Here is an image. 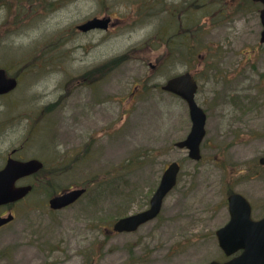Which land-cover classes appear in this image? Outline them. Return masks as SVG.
I'll use <instances>...</instances> for the list:
<instances>
[{"label": "rangeland", "instance_id": "1", "mask_svg": "<svg viewBox=\"0 0 264 264\" xmlns=\"http://www.w3.org/2000/svg\"><path fill=\"white\" fill-rule=\"evenodd\" d=\"M239 1L0 0V68L18 79L17 88L0 97V168L10 153L39 159L51 183L40 177L20 182L37 190L15 206L16 220L0 231V252H8L0 264H84L82 252L98 247L95 264L225 259L215 232L229 219L228 195L263 201L264 168L257 160L264 139L221 138L233 122L217 120L209 100L223 95L200 78L206 62L200 57L209 52L210 62L232 63L248 51L264 67L260 4ZM108 17L106 31L77 29ZM196 22L198 37L187 36L184 27L193 30ZM186 71L199 72L196 101L209 116L199 161L175 145L191 127L187 105L161 88ZM171 162L181 169L160 215L134 233L105 235L118 218L147 207ZM90 181L75 204L48 210L47 193Z\"/></svg>", "mask_w": 264, "mask_h": 264}, {"label": "water", "instance_id": "2", "mask_svg": "<svg viewBox=\"0 0 264 264\" xmlns=\"http://www.w3.org/2000/svg\"><path fill=\"white\" fill-rule=\"evenodd\" d=\"M262 3L260 20L263 26L261 39L264 41V0H255ZM110 18H93L78 26L81 32L92 30H107ZM17 85L14 78L6 77L5 71L0 69V95L13 90ZM162 90L173 93L182 98L188 105L192 121L190 133L185 140L176 143L178 148L188 150L190 159L198 161L201 158L200 144L205 135V114L196 104L194 96L197 90L195 81L190 74H184L169 79ZM264 163V160H262ZM43 164L38 160L26 162L9 158L5 167L0 170V205L14 202L24 197L29 187H16L15 182L27 175H31L40 169ZM179 164L172 162L163 173L160 184L150 201L147 211L119 219L113 226L115 232H133L149 220L154 219L162 205L167 193L175 186ZM84 189H74L54 197L51 207L60 209L74 203L83 193ZM229 222L216 231L218 244L227 257H232L225 262L212 261L209 264H264V218L260 221H252L250 207L247 201L240 195H232L229 200ZM11 218L0 219V226ZM238 250L241 253L235 255Z\"/></svg>", "mask_w": 264, "mask_h": 264}, {"label": "flooded vegetation", "instance_id": "3", "mask_svg": "<svg viewBox=\"0 0 264 264\" xmlns=\"http://www.w3.org/2000/svg\"><path fill=\"white\" fill-rule=\"evenodd\" d=\"M259 44H260L259 46L264 47V41H262L261 37L259 38ZM208 54L209 56L207 57L205 56L206 53L204 52V54L200 57V58H203L202 59L203 61L204 59H206L204 66L201 68L202 71H200V78L202 80H205L206 86H214V89L216 88L217 91L221 92L220 95H223V98L220 100H216V101L212 100L215 96L211 97L209 100V102L214 105V110L218 113V115L216 116L217 120H219L220 124L222 125H224L225 120H231V122H233L231 128L225 129L224 131L220 133L222 135L221 138H230L232 140L248 141V142L255 141V140H263L264 139V67L259 64V61H255L257 59H253L254 55L248 51L246 52L242 51L241 56H243V58L240 59L238 58L239 55H237L236 58H233L232 63L223 61L224 59H221L220 57L219 59L218 57L216 58L221 61H211L210 62L209 59L212 57V53L208 52ZM215 54L217 53H213V55ZM260 57L264 58V53L263 54L260 53ZM198 73L199 72L197 71L192 72V77L195 79V81L197 82L199 86V82L196 79L197 78L196 74ZM208 94H211V93L208 92ZM196 96H197V93L195 95V98ZM202 109L205 113V118H206L205 119V136H206V123H207V119L209 116H208V112L206 111V109L204 108ZM263 158H264V151L262 152V155L257 160L259 166L264 168V165H262ZM257 162L251 164L250 167L252 166L251 168H253L257 166ZM43 167H44V164H43ZM42 171H43V168L40 171H37L31 175H28L16 181L15 186L20 187V188L29 187V190L27 192V195L24 196L22 199L15 201V202L7 203L4 205H0V219L11 218L8 222L0 226V231L3 228L9 226L12 222H14V220H16V214L14 213L15 206L19 204L20 202L24 201L31 193L36 192L37 190L36 185H33L34 183L33 184H30V183L20 184V182L22 183L26 178L36 177L38 179V177H40L45 180V184L51 185L49 181H46L47 179H50V177L46 175L45 173L42 174ZM255 173H257V171H255ZM91 183L94 184V182L90 181L86 187H75V188H82L85 190L83 195L80 198H82L88 192V186ZM41 189H42V186L40 185V190ZM68 190L70 189L63 190L59 193H57L56 191H53L52 193L46 194L47 196L46 206L50 212L60 211L65 208H68L71 205L75 204L80 199L78 198L74 203L66 207L60 208V209H55L51 207L50 201L54 197L59 196ZM235 193L242 195L246 199L248 204L250 205V209H251L250 218L252 221H260L261 219L264 218V195L262 197L263 201H260L257 205L254 200L252 199L250 200L242 192H232L231 194L228 195V197ZM151 196H150V199L148 200L147 207L140 212H143L149 208ZM140 212H137V213H140ZM160 213L157 215V217L160 215ZM130 215H133V214H130ZM127 216H124V217H127ZM120 218H123V217H120ZM229 218H230V215H229ZM153 220H150L144 223L143 225ZM113 224L110 228H104L103 232L105 235L109 236L110 234L129 233V232H122V233L115 232L113 230ZM134 232H131V233H134ZM49 250L51 253H54L53 249L50 248ZM241 252L242 250H238L237 254ZM100 253H101V247L92 249V251L88 252L87 254L86 252H82V254L85 256V259H86L84 264H95L96 259L100 257ZM221 254H222V258H225V259L221 260L219 258L216 261L224 262L229 259V257H225V254L223 251ZM7 259H8V252L6 251L0 252V261L4 263ZM45 264H48V263H45Z\"/></svg>", "mask_w": 264, "mask_h": 264}, {"label": "trees", "instance_id": "4", "mask_svg": "<svg viewBox=\"0 0 264 264\" xmlns=\"http://www.w3.org/2000/svg\"><path fill=\"white\" fill-rule=\"evenodd\" d=\"M239 3H240V1L237 0V6H239ZM225 5H226V2H225ZM228 5H229V6H233V3H230V4H228ZM178 12H179V11H178ZM217 16H218L217 19H222V18H223L222 16H219V15H217ZM196 23H197V22H196ZM199 25H200L199 23L193 25V26H194V29H193V30H192L191 26H189L190 29L187 28V27H186V28L184 27V32L186 31V29H188V32H190V35L192 36V38H194V36L198 37V35H199L200 31H201V27H199ZM165 26H166V25H165V23H164V24H162L160 27H165ZM179 30L183 31V27L178 28V32H179ZM178 32H176V34L180 37L181 34H178ZM174 35H175V33H174ZM187 35H188V34H187ZM127 54H129V53H127ZM124 59H125V57L122 56V57L118 58V60H115V63H114V64H112V61H111V62H110L111 67H114L116 64L121 63ZM106 66H107V65H106Z\"/></svg>", "mask_w": 264, "mask_h": 264}, {"label": "bare ground", "instance_id": "5", "mask_svg": "<svg viewBox=\"0 0 264 264\" xmlns=\"http://www.w3.org/2000/svg\"><path fill=\"white\" fill-rule=\"evenodd\" d=\"M0 8H2L1 5H0Z\"/></svg>", "mask_w": 264, "mask_h": 264}]
</instances>
